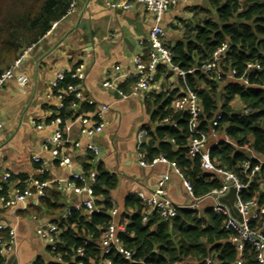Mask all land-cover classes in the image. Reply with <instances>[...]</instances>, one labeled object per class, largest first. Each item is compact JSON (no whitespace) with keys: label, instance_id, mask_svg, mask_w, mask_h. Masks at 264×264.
Masks as SVG:
<instances>
[{"label":"trees","instance_id":"1","mask_svg":"<svg viewBox=\"0 0 264 264\" xmlns=\"http://www.w3.org/2000/svg\"><path fill=\"white\" fill-rule=\"evenodd\" d=\"M206 3L207 7L199 9L191 21L182 22V38L178 42L174 45L166 40L163 42L164 47L171 52L174 64L184 71L198 68L225 43L229 52L224 61V70L235 69L241 73L247 63H258L261 70L253 74L250 81L251 84L259 83L264 79V0H206ZM69 4L70 0H0V73L17 60L25 48L36 45L53 23L62 20ZM146 50L144 61L148 60V48ZM186 80L203 110L202 131L208 130L207 126L215 113L222 114L217 131L219 135L224 134L230 144L219 143L212 147L209 152L211 161L216 167L235 174L246 184L242 165L250 161L253 167L256 161L249 160L241 148L251 149L257 157H262L264 153V90L243 87L232 81H209L200 72L187 75ZM72 82L67 75L60 86ZM133 84V81H128L120 84V88L124 93H129ZM180 87L179 83L176 90L149 96L155 105L153 110H149L151 122L157 123L169 117L177 121L178 128L157 125L151 130L143 150L148 161L163 156L175 163L190 183L194 196L201 197L219 188L220 180L203 172L197 160L190 161L186 157L189 141L186 117L173 113L171 109V102ZM63 103L59 111L63 121L74 119L95 107L84 103L78 109L70 108V104L75 103L72 96L67 97ZM242 108L250 110V114L242 116L239 112ZM52 118L54 115L50 120ZM94 159L93 154L88 152L83 171L95 170L98 174L94 194L103 198L97 202L103 205L102 211L87 214L71 210L70 215L64 218L63 195L47 188L44 196L39 198L40 207L33 209L35 218L46 216L59 228L58 252L66 264H72L71 259L77 247L90 236L94 242L110 222L108 211L111 204L108 200L118 179L99 164H91ZM40 180L48 179L43 176ZM261 180L264 181V166L241 194L243 200L259 197L262 202L264 194L258 186ZM4 192L5 186L2 194ZM124 210L119 218L125 224L121 243L132 253V262L111 253L108 256L111 264H205L204 260L209 257L213 264H235L237 261L238 253L228 243L231 232L224 229V218L210 210L202 220L193 211L179 210L174 219L161 218L154 212L143 222L145 210L135 196L126 197ZM130 211L133 212L130 214ZM260 221L264 224V215ZM89 243L88 257L98 252L95 243ZM3 263L4 259L0 257V264ZM34 264H44V260L38 259ZM240 264H258L251 245L245 246Z\"/></svg>","mask_w":264,"mask_h":264},{"label":"crops","instance_id":"2","mask_svg":"<svg viewBox=\"0 0 264 264\" xmlns=\"http://www.w3.org/2000/svg\"><path fill=\"white\" fill-rule=\"evenodd\" d=\"M113 1L76 0L75 10L64 16L39 40L14 69V78L0 89V117L3 122L0 130V175H11L3 196H12L16 189H26L30 187V181L38 180L47 182V189L61 192L64 213L82 201L83 196L68 195L58 183L70 181L73 172H84L83 164L87 163L85 147L89 142L80 135L78 122L73 123L69 118L65 120L66 143L61 152L68 158L69 167L58 166L53 161L51 150L44 149L45 141L54 132L49 122L58 105L51 84L58 73L69 72L75 65L82 64L85 71L81 84L83 99L93 101L95 107L79 116L92 119L100 106L109 107L103 114L104 128L93 140L99 153L91 164H99L108 173L116 175L118 183L110 192V198L115 202L119 218L125 212L126 197L138 192L150 195L158 178L165 174H168L169 180V199L178 206L190 203L191 199L181 180L167 165L141 168L136 160V133L143 127L153 130L157 126L156 122L150 120V111L154 108L149 96L176 88L174 83L162 78L149 92L126 100L116 91L101 87L114 66L131 69L135 55L145 56L150 45L147 37L154 25L153 16L141 5L133 4L127 11L111 10L107 3ZM206 7V0H182L175 9L167 11L161 23L167 43L174 45L178 42L182 38V22L191 21L199 9ZM80 23L87 25L82 29ZM126 82L121 81L117 88L121 89L120 84ZM33 121L42 127L36 128ZM148 141L149 138L146 144ZM75 142H79V149L72 148ZM33 156L41 158L44 165L34 163ZM43 176L48 180L41 181ZM32 193L33 197L28 198L26 203L13 207H5L0 201V222L15 231L17 264H34L38 259H49L36 230L52 220L44 216L41 219L36 217L35 221L33 209L40 205L34 188ZM211 205V201H207L202 207Z\"/></svg>","mask_w":264,"mask_h":264},{"label":"built area","instance_id":"3","mask_svg":"<svg viewBox=\"0 0 264 264\" xmlns=\"http://www.w3.org/2000/svg\"><path fill=\"white\" fill-rule=\"evenodd\" d=\"M182 0H114L107 3V7L111 10H130L133 4L141 5L148 13L153 16L154 25L152 26L147 40L149 45L148 60L144 61L142 54H137L133 57L132 68L125 69L121 66H114L106 79L102 82L101 87L107 90L116 91L123 99L138 98L139 96L149 92L154 84L160 79L172 81L176 90L181 84L180 89L174 96L171 102V109L173 113L183 115L186 117L187 131L189 133V141L187 145L186 157L190 161L197 160L200 169L214 175L220 180L219 188L212 189L208 194L195 197L192 187L188 181L185 180L179 168L168 161L163 156L155 157L151 160H146V153L143 150V145L150 137L151 129L143 127L139 129L135 136L136 160L141 168H153L158 164L167 165L168 168L181 180L189 198L190 203L187 206L175 205L168 196V174L162 175L158 178L150 195H145L142 192L134 194L144 207L145 213L142 221L146 222L152 213H157L161 218L170 220L174 219L179 210H190L196 213L197 218L202 220L207 211H212L216 215H221L224 218V229L230 231L228 243L232 245L237 253V261L235 264H240V258L246 245H251L254 249L256 260L258 264H264V224L261 223L260 218L264 215V199L260 203V198H252L250 200H243L241 194L245 191L248 185L252 182L254 176L258 174L264 166V153L262 157H257L249 148H241L249 160H255L256 165L251 166L250 161H246L242 165V171L247 183H243L233 173L218 168L210 159V149L219 143H228L230 141L224 134L219 135L217 129L222 120L220 112L215 113L207 126V131L201 130V116L203 110L197 95L188 86L186 76L195 72H200L209 81L222 82L232 81L241 84L243 87H258L264 90V79L259 83L251 84L250 77L259 72L261 67L258 63H247L241 73L235 69L224 70V61L227 58L229 47L227 44H222L213 52L210 59L203 63L198 68L184 71L174 64L171 52L166 49L163 42L166 40V35L162 29L161 23L164 14L175 9ZM76 8V0H70L67 14L72 13ZM65 15V16H66ZM57 22L53 23V28ZM49 32V31H48ZM47 32V33H48ZM35 45L28 46L22 52L17 60H15L7 69L0 73V89L6 83L14 78L13 71L20 63L21 59L30 53ZM161 72L158 73V70ZM84 66L77 64L69 72H60L56 75L55 80L51 84L54 96L58 102L54 108V118L50 120V125L54 127L52 136L44 143V149L51 150L53 161L57 162L60 167H69V160L65 155H62L61 149L65 145L66 140L64 135L67 130L65 121L59 116V111L63 108V101L72 96L75 103L70 104V108H76L80 104H87L95 106L91 100L85 101L81 90V84L84 79ZM69 76L73 82L61 87L60 84L64 81L66 76ZM121 81H133L134 84L129 93H124L121 89L117 88L118 83ZM238 104H235L237 107ZM109 110L108 106L102 105L99 107L95 117L89 119L84 116H78L71 120V122H78L80 135L88 140V145L85 147L86 151L97 156L99 149L94 143V139L102 132L104 128L103 114ZM242 116L250 114V110L242 108L240 111ZM32 124L40 129L41 124L36 122ZM158 126L178 128V123L172 118L166 117L157 122ZM3 122L0 117V130L2 129ZM73 149H79V142L73 143ZM34 163L44 165L41 158L33 156ZM43 174V171L40 170ZM97 172L89 170L87 172H73L70 181H60L64 192L68 195L83 196L82 201L68 208L62 217L70 215L71 210L83 211L87 214L99 213L102 211L103 205L97 202L102 201V197H97L94 194V187L97 179ZM11 175L4 173L0 175V201L5 207H13L18 204L26 203L28 198L33 197L32 188L35 189L36 198L44 196V190L47 182H40L32 180L29 182L30 187L18 190L16 189L12 196H3L2 192L4 186L10 181ZM259 191L264 194V181H258ZM234 189V207L238 215L241 217V222L230 215L229 209L219 202V199L225 196L230 189ZM111 208L108 211L110 217L109 224L102 229L99 237L93 242V237H88L81 246L74 250L72 256V264H111L108 256L111 253L120 255L124 260L132 262V253L126 250L121 243V235L125 233V224L119 220V211L115 202L110 198L108 200ZM211 201L212 205L203 208V203ZM36 221V218H34ZM60 230L54 223H49L45 226H40L36 230V234L44 243L49 259L44 261V264H66L63 257L58 252L60 248L59 241ZM89 242L95 243L98 252L94 256L88 257ZM16 252V236L14 228L6 223L0 222V257L4 259L3 264H7L8 260L14 256ZM205 264H213L212 258H206Z\"/></svg>","mask_w":264,"mask_h":264},{"label":"water","instance_id":"4","mask_svg":"<svg viewBox=\"0 0 264 264\" xmlns=\"http://www.w3.org/2000/svg\"><path fill=\"white\" fill-rule=\"evenodd\" d=\"M84 25H87V24L86 23H80L79 27L83 29ZM86 33H87V40L90 42L91 38L88 34V31ZM247 157H249V155H247ZM234 198H235V191H234V189L231 188L225 196H223L219 199V202L221 204L225 205L229 209L230 215L233 218H235V219H237V221L241 222V217L238 215L236 208L234 207ZM7 264H17L15 257L12 256L8 260Z\"/></svg>","mask_w":264,"mask_h":264},{"label":"rangeland","instance_id":"5","mask_svg":"<svg viewBox=\"0 0 264 264\" xmlns=\"http://www.w3.org/2000/svg\"><path fill=\"white\" fill-rule=\"evenodd\" d=\"M206 5H207V3H206ZM175 85V84H174ZM153 108H155V105H153Z\"/></svg>","mask_w":264,"mask_h":264}]
</instances>
